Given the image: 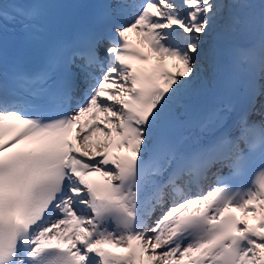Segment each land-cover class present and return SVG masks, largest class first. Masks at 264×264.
I'll return each instance as SVG.
<instances>
[{
    "label": "snow or ice",
    "instance_id": "6c2138e0",
    "mask_svg": "<svg viewBox=\"0 0 264 264\" xmlns=\"http://www.w3.org/2000/svg\"><path fill=\"white\" fill-rule=\"evenodd\" d=\"M236 6L109 4L108 25L63 56L68 81L49 84L56 51L39 72L12 73L42 86L34 103L8 95L0 61V264H264V121L249 135L255 122L241 113L237 135H214L191 152L166 139L177 105L222 55L220 42L210 41ZM261 8L264 35V0ZM35 15L0 2V30L5 22L27 29ZM132 32L149 51L130 40ZM259 56L264 69V39ZM260 94L253 88V100ZM230 111L209 120L226 121Z\"/></svg>",
    "mask_w": 264,
    "mask_h": 264
},
{
    "label": "bare ground",
    "instance_id": "6f19581e",
    "mask_svg": "<svg viewBox=\"0 0 264 264\" xmlns=\"http://www.w3.org/2000/svg\"><path fill=\"white\" fill-rule=\"evenodd\" d=\"M248 1L249 0H246L244 3H241V4L240 3H235V5H237L236 13L231 15L228 18L229 20L225 23V25H227L229 22H235V21H237V22L242 21V22L245 23L246 19H245V16L243 14L244 13L245 14L246 13L249 14L251 12V10H254V14L257 17L260 18V13L262 11L261 0H254V1L252 0L251 2H248ZM242 5H248V6L247 7H243ZM242 26H243V23H242ZM224 27H222L221 29H223ZM248 31H249V29L245 30V34L246 35L248 34ZM130 37H132V38L137 37V40L141 44H143L144 46H147L146 44L142 43L140 37L137 35L136 32L130 33ZM254 37L259 42V44L261 45V41H262V39H264V35H262L261 28H260L259 31L254 33ZM245 40H246V38L244 39V42H242L241 44H239V46L237 48H235L237 50L235 52V55H238L240 53L239 50L242 49V47L244 46ZM209 46H211V41H210V45ZM170 62H171V64L174 63L172 60H170ZM212 65L213 64H211V66L209 67L208 71L203 73L205 82L203 84L195 85L193 90H192V92L190 93V95L202 92L206 88L212 87V85H210L211 77L214 75L213 74V70H212ZM256 85H257V88H260L262 90V94L257 95L254 100H253V96H252V100L251 101L254 104L255 109L257 111V113H255V115L259 116L264 121V69H262V67H260V72H259V75H258V80H257ZM178 109H179V104L177 105L176 110H178ZM220 112L223 113V111H220ZM219 123H221V122H215V123L213 122L211 124V126H212L211 129H213V127L216 128L218 126L217 124H219ZM208 133H209L208 129L204 128L199 133H197L196 137L203 139L204 136L207 135ZM97 135H98L97 133H93V139H95ZM191 138H192V140L195 141L194 137H191ZM183 147L186 148V149H190L191 148V146L188 145V143H184Z\"/></svg>",
    "mask_w": 264,
    "mask_h": 264
},
{
    "label": "rangeland",
    "instance_id": "374dc122",
    "mask_svg": "<svg viewBox=\"0 0 264 264\" xmlns=\"http://www.w3.org/2000/svg\"><path fill=\"white\" fill-rule=\"evenodd\" d=\"M236 9H237V6L236 7H233V8H229L226 12H225V14L226 15H228V17H230L231 15H233V14H235L236 13ZM224 14V15H225ZM251 14L252 13H249V18L251 17ZM247 16V15H246ZM224 26V24L222 23V18L221 19H219L218 21H217V25H216V28H222ZM130 35V34H129ZM137 38V37H136ZM208 70H209V68H208ZM207 70V71H208Z\"/></svg>",
    "mask_w": 264,
    "mask_h": 264
}]
</instances>
